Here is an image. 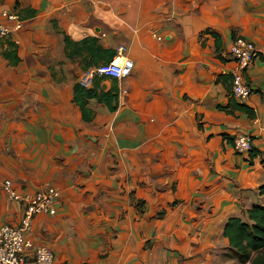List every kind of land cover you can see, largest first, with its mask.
Instances as JSON below:
<instances>
[{"label": "crops", "instance_id": "0c3cea01", "mask_svg": "<svg viewBox=\"0 0 264 264\" xmlns=\"http://www.w3.org/2000/svg\"><path fill=\"white\" fill-rule=\"evenodd\" d=\"M3 11L21 24L0 39V222L23 212L3 181L23 197L53 187L31 233L53 264H233L225 224L264 206V0H0L10 26ZM239 37L257 53L241 103ZM121 46L131 75L97 73ZM75 85L117 94L115 110L79 108Z\"/></svg>", "mask_w": 264, "mask_h": 264}, {"label": "built area", "instance_id": "2783aa9c", "mask_svg": "<svg viewBox=\"0 0 264 264\" xmlns=\"http://www.w3.org/2000/svg\"><path fill=\"white\" fill-rule=\"evenodd\" d=\"M1 17L11 22L8 26L0 22V39L10 37L21 24L15 13L3 11ZM125 47L118 48V57L97 69V73L116 80L131 75L133 62L123 56ZM256 49L252 42L236 38L228 49V57L235 63L229 73L231 77L232 97L239 103L245 101L250 90L244 80V72L253 64ZM252 149L251 138L245 134L237 135L233 140V150L237 155H246ZM2 190L7 198L23 208L20 222L10 226L0 222V264H53L54 254L45 246L34 245L31 239L33 220L36 216H51L56 211L59 192L53 187H46L30 197L18 195L10 180L2 183Z\"/></svg>", "mask_w": 264, "mask_h": 264}, {"label": "trees", "instance_id": "16d2710c", "mask_svg": "<svg viewBox=\"0 0 264 264\" xmlns=\"http://www.w3.org/2000/svg\"><path fill=\"white\" fill-rule=\"evenodd\" d=\"M116 96L117 94L112 96L108 93L97 95L95 89L86 90L79 85L74 87V101L82 109L88 100L97 99L113 111L115 106H111V99ZM238 108L252 115L247 109L241 106ZM256 154L257 152L251 149L249 157L252 159ZM261 163L264 165V160ZM259 194L264 195V185L259 188ZM244 214L245 221L239 217L230 218L223 230L224 237L229 241L231 258L237 264H264V206L255 205L245 210Z\"/></svg>", "mask_w": 264, "mask_h": 264}, {"label": "rangeland", "instance_id": "374dc122", "mask_svg": "<svg viewBox=\"0 0 264 264\" xmlns=\"http://www.w3.org/2000/svg\"><path fill=\"white\" fill-rule=\"evenodd\" d=\"M232 259V258H231ZM233 260V259H232ZM234 261V263L233 264H237L236 262H235V260H233Z\"/></svg>", "mask_w": 264, "mask_h": 264}]
</instances>
